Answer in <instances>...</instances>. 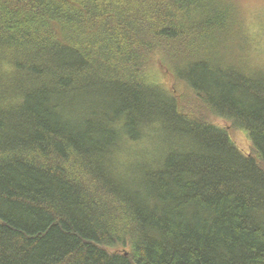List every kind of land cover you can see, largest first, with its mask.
<instances>
[{
  "label": "trees",
  "instance_id": "obj_1",
  "mask_svg": "<svg viewBox=\"0 0 264 264\" xmlns=\"http://www.w3.org/2000/svg\"><path fill=\"white\" fill-rule=\"evenodd\" d=\"M241 7L0 0V264H264Z\"/></svg>",
  "mask_w": 264,
  "mask_h": 264
},
{
  "label": "rangeland",
  "instance_id": "obj_2",
  "mask_svg": "<svg viewBox=\"0 0 264 264\" xmlns=\"http://www.w3.org/2000/svg\"><path fill=\"white\" fill-rule=\"evenodd\" d=\"M233 1L242 6L244 24L249 34L248 51L250 58L254 65L264 66V0ZM162 79L165 80V78ZM232 137L241 152H249L251 143L242 132H234Z\"/></svg>",
  "mask_w": 264,
  "mask_h": 264
}]
</instances>
